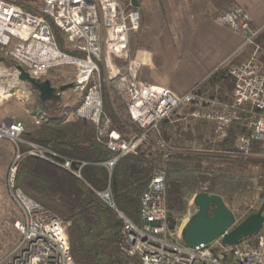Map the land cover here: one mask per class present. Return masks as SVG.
Wrapping results in <instances>:
<instances>
[{"label":"built area","instance_id":"obj_1","mask_svg":"<svg viewBox=\"0 0 264 264\" xmlns=\"http://www.w3.org/2000/svg\"><path fill=\"white\" fill-rule=\"evenodd\" d=\"M23 1L0 0V48L16 66H22L36 79L44 80L51 70L65 66L78 70L74 85L83 101L73 114L92 122L97 140L105 142L115 154L103 163L110 173L121 157L135 153L151 135H156L154 144L164 159L171 160L173 146L163 137L161 125L182 108L193 109L194 124L202 120L210 123L213 134L208 138L210 143H223L241 112L249 108L252 134L239 136L235 148L223 153L249 156L254 140L264 143V62L259 57L258 42L263 28L253 26L252 16L244 7L237 6L214 17L218 25L242 35L241 50L250 49L248 59L231 67L235 86L231 101H224L203 93L200 84L177 95L168 87L139 81L141 62L131 49L133 35L139 32L142 23L139 8L126 9L119 0H42L38 6L40 14H34L22 6ZM53 26L61 30L72 51L84 56L62 50ZM16 66L11 80L19 88L21 98L32 103L31 86L19 80ZM101 66L110 81L120 84L127 112L142 129L141 134L126 140L112 129V119L104 111ZM42 123L43 116H39L32 125ZM27 127L25 122L12 118L0 122V140L10 141L19 149L8 172L7 188L21 211L17 222L20 240L0 264H77L68 223L17 187L18 169L24 158L20 145L26 143L22 136ZM27 144L31 147L29 154L50 160L81 177L80 170L72 169L70 160L59 163L52 157L56 156L52 151ZM195 149L211 152L200 146ZM96 193L123 220L120 249L130 257H139L142 264H264V225L256 243L243 240L226 246L219 238L195 248L185 245L182 229H170L164 169L154 175L142 196L140 224L118 209L110 187ZM193 205L195 213L197 207Z\"/></svg>","mask_w":264,"mask_h":264},{"label":"trees","instance_id":"obj_2","mask_svg":"<svg viewBox=\"0 0 264 264\" xmlns=\"http://www.w3.org/2000/svg\"><path fill=\"white\" fill-rule=\"evenodd\" d=\"M39 2L41 4V0H24L21 4L26 10L40 14ZM138 2L141 4V0ZM129 6L134 8L131 1ZM53 31L62 50L84 56L65 46L58 27L53 26ZM258 42L261 45L259 57L264 62V31ZM237 63L233 57L229 59L200 84V90L208 91L212 97L222 100L226 91L232 87L234 89L235 82L230 70ZM9 64L16 66L13 61ZM101 77L104 82L105 76L102 74ZM103 84L105 86V82ZM30 86L36 92L33 114L43 116V123L29 126L22 136L26 143L20 145L24 158L18 169L17 187L68 223L72 254L77 264H142L139 257H130L120 249L123 220L101 200L96 191L110 187L118 209L140 224L142 196L151 179L161 169L166 171L171 230L177 227L186 212L187 195L201 193L206 183L207 192L221 196L236 218H246L259 211L256 196L259 191L264 192V174L249 172L255 164L251 156L216 155L194 148L195 142L205 150L220 147V143L209 142L208 138L212 136L209 122L202 120L177 127L170 123V119L165 120L161 133L172 142L171 160L166 161L162 152L147 139L135 153L121 157L110 173L103 163L115 154L105 142L97 140L95 125L78 117H66L67 110H76L81 105L83 96L73 106L66 107L62 98L43 102L39 91ZM67 89L69 87L64 90ZM112 95L109 92L104 96V111L112 119V129L126 140L134 134H141L142 129L130 116L114 112ZM182 109V116L191 120L193 109ZM251 121V111L246 108L221 144L228 149L235 148L239 136L252 134ZM27 143L52 151L56 156H51L59 163L70 160L72 169L80 170L81 177L50 160L29 154L31 147ZM250 152L253 156L264 154V143L254 140ZM205 162H210V167H204ZM243 171L248 173L244 174ZM17 220H20V216ZM257 238L258 234L245 240L256 243Z\"/></svg>","mask_w":264,"mask_h":264},{"label":"crops","instance_id":"obj_3","mask_svg":"<svg viewBox=\"0 0 264 264\" xmlns=\"http://www.w3.org/2000/svg\"><path fill=\"white\" fill-rule=\"evenodd\" d=\"M236 6L247 9L253 26L264 31V0H141L138 7L143 15L141 33L131 42L132 52L141 62L139 81L168 87L183 95L207 80L232 57L236 62L244 61L250 49H240L242 35L214 21L215 16ZM26 85L30 87L29 83ZM202 92L211 96L208 91ZM232 94L233 87L223 94L222 100L231 101ZM73 104L66 102L65 106ZM73 111L67 110L68 119L75 118ZM32 113L28 109V114L22 115L30 118L31 124L37 117ZM125 116H129L128 112ZM6 118L14 117L0 116V122ZM192 120L181 114L171 116L170 123L177 126L178 121L189 124ZM155 139L156 135L148 138L153 143Z\"/></svg>","mask_w":264,"mask_h":264},{"label":"rangeland","instance_id":"obj_4","mask_svg":"<svg viewBox=\"0 0 264 264\" xmlns=\"http://www.w3.org/2000/svg\"><path fill=\"white\" fill-rule=\"evenodd\" d=\"M119 1L126 9H130L129 3L131 0H119ZM39 5L40 2L37 3V6ZM141 16H143L142 12H141ZM139 31L140 32L133 35V38L137 37L138 34L141 33V30ZM62 37L64 38L65 46L70 49L63 34ZM246 59H248V57ZM10 62H12V60L9 57L5 56L3 50L0 48V73H1L0 116L1 118L14 117L13 119L24 121L26 122L27 125H30L31 124L30 121L32 120H30V118H25L22 115L28 114V109H32V106L35 103V99H36V92L34 91L33 88H30L32 93L31 95L33 96L32 103H27L24 101L23 98H21V92L19 91V88H17L16 85H14L13 81L11 80L12 78L11 73L14 71V66L10 65L9 64ZM101 72L105 76V81H104L105 86L103 84L104 82L101 81L103 98L106 93L111 92L113 94L112 97L114 99V104H113L114 112L126 115L127 110L125 107L124 100L122 98V89L120 84L114 81H110L107 78L105 68L101 70ZM77 74H78L77 69L65 66L51 70L48 76L44 80H50L52 82V85L56 87L57 92H60L62 88L65 89V87H69V89L62 90L60 92L61 98L63 99L64 103L66 102L77 103L82 98V94L76 91L74 85ZM8 93L9 94L14 93V94L8 95ZM181 114H183V109H179L177 112H175L172 115V117H178ZM187 124L188 123L186 121H178L177 127H185L187 126ZM212 139L214 141V137ZM214 143L216 142L214 141ZM193 145L194 148H196V146H200L202 148L200 144L194 143ZM209 150L216 155H229L223 153L225 150L229 151V149L225 148L224 145H222L221 143H220V147L211 148ZM18 154H19V149L12 142L7 140H0V262L4 261L10 255V253L16 248L20 240V232L17 228V222H18L17 219L19 218V216L21 218V211L19 207L16 205V203L10 197L7 188L8 172L11 165L16 160ZM249 156H251L252 159L255 161V164L251 166V170L249 172L251 174H257V175L264 174V154L256 155V156L250 154ZM207 163L208 164H206V168L210 167L211 164L210 162ZM223 170H225V168ZM243 173L247 174L248 171L247 172L243 171ZM207 189H208V184L206 183L203 185L201 192H207ZM197 194L198 193H194V194L192 193L187 195L186 197L187 208L184 216L179 220L178 225L176 227L178 231H180L184 227L186 222L197 212L196 211L194 213L195 211L194 209L196 208L193 207L194 197ZM263 203H264V192L259 191L258 195L256 196L257 207L260 208ZM246 218L245 217H241L239 219L236 218V225L243 222Z\"/></svg>","mask_w":264,"mask_h":264},{"label":"water","instance_id":"obj_5","mask_svg":"<svg viewBox=\"0 0 264 264\" xmlns=\"http://www.w3.org/2000/svg\"><path fill=\"white\" fill-rule=\"evenodd\" d=\"M135 8L140 6L138 0H131ZM18 78L34 86L43 102L60 99L61 93L50 80H40L31 76L22 66H16ZM64 88L61 89V91ZM197 212L182 228V240L185 245L195 248L222 238L226 246H234L241 241L257 235L264 225V203L259 211L248 216L236 225L234 212L226 205L223 198L209 192L198 193L194 198Z\"/></svg>","mask_w":264,"mask_h":264},{"label":"bare ground","instance_id":"obj_6","mask_svg":"<svg viewBox=\"0 0 264 264\" xmlns=\"http://www.w3.org/2000/svg\"><path fill=\"white\" fill-rule=\"evenodd\" d=\"M10 76V75H9Z\"/></svg>","mask_w":264,"mask_h":264}]
</instances>
